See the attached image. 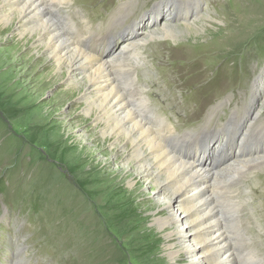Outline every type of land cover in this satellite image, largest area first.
<instances>
[{"label": "rangeland", "instance_id": "374dc122", "mask_svg": "<svg viewBox=\"0 0 264 264\" xmlns=\"http://www.w3.org/2000/svg\"><path fill=\"white\" fill-rule=\"evenodd\" d=\"M189 1L196 4L191 13L179 10L186 20L174 18L169 0H72L71 5L83 13L96 39L114 44L103 56L108 59L130 39L133 22L140 39L170 21L176 27L195 24L198 32L183 30L177 43H148L141 51L143 75L134 82L153 97L164 130L166 121L173 127V134L164 135L166 143L173 148L195 141L190 157L196 162L209 164L219 156L211 152L224 140L226 130L221 131L236 130L235 140L220 152L222 165L232 159L253 119L255 132L264 128V0ZM114 12L120 22L108 25ZM71 16L78 24L76 12ZM54 62L16 20L0 19V264H186L182 252L169 261L164 247L178 246V227L166 239L153 226L154 218L166 215L155 187L123 171L130 149L104 134V123L87 108L82 85L69 83L66 69ZM76 79L83 83L80 74ZM182 154L181 160L189 157L185 150ZM247 179L220 186L216 201L236 213L232 238L241 242L239 250L253 248L242 235L263 259L264 172ZM237 191L241 198L230 203L229 193ZM179 214L172 210V217Z\"/></svg>", "mask_w": 264, "mask_h": 264}, {"label": "bare ground", "instance_id": "6f19581e", "mask_svg": "<svg viewBox=\"0 0 264 264\" xmlns=\"http://www.w3.org/2000/svg\"><path fill=\"white\" fill-rule=\"evenodd\" d=\"M71 1L0 0V19L5 22L14 19L19 28L32 33L37 45L48 51L56 67L59 70L62 67L66 69L68 82L76 86L82 85L87 108L95 115V121L104 123V134L114 140L118 147L127 146L130 149V154L125 157L127 166L123 171H132L136 180L145 186H154L159 206L166 211L165 217L153 219V226L166 239L177 233V226L182 229V243L179 241L176 243L178 246L168 243L164 246L168 260H173L176 253L182 252L188 259L186 264H264V258L259 256L253 242L246 237L241 238L242 235L240 240L250 243L253 248L249 252L239 250L241 247L236 245L241 242L238 239V243L233 242L232 238L238 228L233 221L236 213L230 205L220 208L221 205H217L216 201L220 186L228 184L231 187L246 180L248 176L264 172V128H260L258 133L255 132L257 127L254 128L252 123H256L257 119H253L247 126L236 152L233 151L232 159L229 158L224 165H220L223 162L220 152L224 154L230 142L235 140L236 133L231 126H225L221 131L223 133L226 130L224 140L211 152V157L215 153L219 156L214 157L207 165L196 162L190 157L193 155L191 147L195 146V141L176 142L173 148L170 147L166 143V138L169 137L164 135L173 134V127L166 121L164 130L165 118L161 120L155 114L151 103L153 97L148 96L141 87H136L137 82H134L140 80L139 75H143L139 71L144 64L141 61L144 58L141 51L148 43L160 39L177 43V35L183 30L190 34L197 33L199 29L194 27L195 24L176 27L170 21L156 32L150 30L149 34L140 39L133 33L137 24L133 22L130 39L116 56L108 59L103 56L111 51L114 44L106 43V39H96L91 25L83 13L75 11L76 6L73 7ZM170 2L173 3L171 14H174V18L184 20L187 18L179 10H189L191 13V9L196 6L189 0H169ZM77 4L87 9L81 2ZM176 5L178 6L175 11ZM75 12L81 32L71 16ZM110 16L113 18L108 17V25L120 20L116 21V12ZM193 18L197 19L196 15ZM98 52H102V55L98 56ZM77 74L81 75L82 84L76 79ZM234 119L231 118L229 122L232 123ZM226 125L229 126V123ZM253 143L256 144L255 150H251ZM183 150L188 152L189 157L181 160L180 157L185 156L182 154ZM208 151L203 152L204 158ZM220 166L223 169L217 171L216 168ZM212 190L215 191V197L210 198ZM243 191L245 195H249L247 189L244 188ZM228 192L231 193L232 190L229 189ZM230 193V203H237L236 198L242 196L240 191ZM246 198L249 202L253 200L252 196ZM261 204L264 205V201ZM174 207L180 212L176 218L171 215ZM222 220L228 223L229 236L222 231L226 227ZM239 253H242L243 259L239 258ZM16 261L23 264L22 260Z\"/></svg>", "mask_w": 264, "mask_h": 264}, {"label": "built area", "instance_id": "2783aa9c", "mask_svg": "<svg viewBox=\"0 0 264 264\" xmlns=\"http://www.w3.org/2000/svg\"><path fill=\"white\" fill-rule=\"evenodd\" d=\"M174 208L177 210V208H176V207H174ZM174 208H173V209H174ZM173 209H172V210H173ZM177 211H178V210H177ZM178 213H179V212H178ZM176 217H177V216H176ZM176 217H175V218H176ZM177 227H178V226H177ZM178 230L181 232V230H182V229L180 230V228L178 227ZM180 232H179V233H180ZM182 235H183V233H182V234L180 233V236H179V238H181V236H182ZM182 240H183V238H182Z\"/></svg>", "mask_w": 264, "mask_h": 264}, {"label": "trees", "instance_id": "16d2710c", "mask_svg": "<svg viewBox=\"0 0 264 264\" xmlns=\"http://www.w3.org/2000/svg\"><path fill=\"white\" fill-rule=\"evenodd\" d=\"M130 253H131V250H129V255H130Z\"/></svg>", "mask_w": 264, "mask_h": 264}]
</instances>
